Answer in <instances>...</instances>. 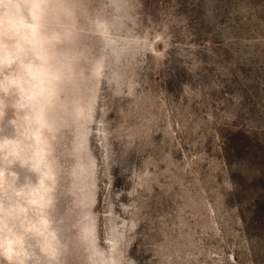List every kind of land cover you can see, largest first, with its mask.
<instances>
[{
	"label": "rangeland",
	"instance_id": "1",
	"mask_svg": "<svg viewBox=\"0 0 264 264\" xmlns=\"http://www.w3.org/2000/svg\"><path fill=\"white\" fill-rule=\"evenodd\" d=\"M82 12L83 76L52 141L59 259L264 264V0Z\"/></svg>",
	"mask_w": 264,
	"mask_h": 264
},
{
	"label": "clouds",
	"instance_id": "2",
	"mask_svg": "<svg viewBox=\"0 0 264 264\" xmlns=\"http://www.w3.org/2000/svg\"><path fill=\"white\" fill-rule=\"evenodd\" d=\"M82 3L0 0V121L8 108L14 115L12 134L0 135V264H64L52 141L83 76ZM17 166L28 173L23 182ZM86 220L76 225L81 233ZM92 257V264H105L94 250Z\"/></svg>",
	"mask_w": 264,
	"mask_h": 264
}]
</instances>
